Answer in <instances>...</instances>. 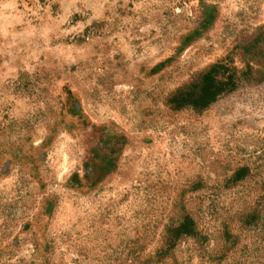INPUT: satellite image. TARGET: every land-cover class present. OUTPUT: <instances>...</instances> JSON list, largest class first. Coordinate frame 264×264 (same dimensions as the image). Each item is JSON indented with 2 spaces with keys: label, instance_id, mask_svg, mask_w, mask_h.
Returning <instances> with one entry per match:
<instances>
[{
  "label": "rangeland",
  "instance_id": "rangeland-1",
  "mask_svg": "<svg viewBox=\"0 0 264 264\" xmlns=\"http://www.w3.org/2000/svg\"><path fill=\"white\" fill-rule=\"evenodd\" d=\"M0 264H264V0H0Z\"/></svg>",
  "mask_w": 264,
  "mask_h": 264
},
{
  "label": "trees",
  "instance_id": "trees-1",
  "mask_svg": "<svg viewBox=\"0 0 264 264\" xmlns=\"http://www.w3.org/2000/svg\"><path fill=\"white\" fill-rule=\"evenodd\" d=\"M229 70L225 67L214 66L202 79L198 95L193 106L199 109H207L217 101L220 95L228 93L233 86V77L229 76ZM223 73V75H221ZM226 73L227 75H224ZM183 226L181 227V229ZM184 232V231H183ZM184 235L189 233L184 232Z\"/></svg>",
  "mask_w": 264,
  "mask_h": 264
}]
</instances>
